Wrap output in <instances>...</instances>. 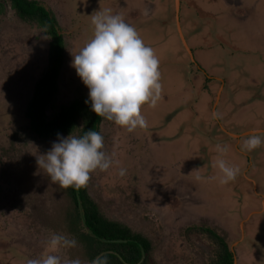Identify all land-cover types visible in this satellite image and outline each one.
I'll list each match as a JSON object with an SVG mask.
<instances>
[{"label":"rangeland","instance_id":"rangeland-1","mask_svg":"<svg viewBox=\"0 0 264 264\" xmlns=\"http://www.w3.org/2000/svg\"><path fill=\"white\" fill-rule=\"evenodd\" d=\"M40 1L53 10L60 32L66 35L67 62L58 95L60 103L66 104L83 87L84 91L87 89L71 61L72 53H78L93 37L92 16L104 9L118 14L119 6L126 5L128 0ZM140 1L144 2L137 0ZM181 2L188 7L192 4V0ZM165 3L166 0H159L161 11L143 16L131 25L159 59L162 99L147 121L164 125L173 120L170 131L163 135L181 133V138L163 141L161 135L149 136L142 129L138 132V128L130 133L103 118V150L113 164L106 171L97 169L90 174V194L107 216L152 240L153 264H210L216 243L203 231L189 230L191 226L209 227L224 236L235 248L236 264H264V146L247 152L242 149L243 141L227 143L228 152L223 158L229 165L239 167L240 173L225 185L218 178L209 179L220 175L218 168L213 167L218 153L211 152L216 145H223L211 143L214 139L209 133L215 127L206 120L211 115L208 101L194 89L196 80L190 77V69L183 66L188 51L179 35L177 20L169 15L177 11L176 1L173 5ZM259 3V14H264V0ZM210 5H214L212 9ZM200 6L203 9L192 8L195 12L193 19H188L190 29L184 28L190 43L196 41V36L197 41H209L217 26L225 34L238 16L245 26L237 31L253 33L258 41L264 38V16L251 15L249 8L235 16L226 0H202ZM226 21L230 23L228 28ZM156 31L160 32L157 41ZM172 36H177L176 44L171 43ZM51 41L44 30L21 21L10 9L0 18V264H27L29 259L56 254L48 246L52 232L73 239L68 227V221L73 220L71 200L36 163V155L46 153L57 139L44 142L34 138L25 115L35 83L49 66ZM165 48L172 49L175 55L182 49L184 57L165 58L161 54ZM210 54L203 52V60L196 55L198 63L207 66V59H215ZM223 72L226 71L220 74ZM196 79L200 81L199 77ZM202 93L206 95L205 90ZM229 111L231 115L232 110ZM52 113L50 110L49 114ZM244 117L245 123L264 125V110L258 106ZM150 123L148 127H152ZM206 140L209 145L200 147ZM120 168L126 170L123 176L119 175ZM197 176L201 179L197 180ZM230 210L236 214L244 212L245 232L241 227L239 230L238 223L234 229V214L230 215ZM80 248L64 249L59 254L89 262L78 251Z\"/></svg>","mask_w":264,"mask_h":264},{"label":"clouds","instance_id":"clouds-1","mask_svg":"<svg viewBox=\"0 0 264 264\" xmlns=\"http://www.w3.org/2000/svg\"><path fill=\"white\" fill-rule=\"evenodd\" d=\"M91 24L94 26L92 39L78 53H72L71 61L89 89L85 103L90 100L91 110L97 116L113 121L130 133L137 128L146 129L148 122L142 107L147 104L155 108L163 91L159 59L154 49L144 43L134 26L125 22L121 14H112L111 9L98 11L92 16ZM212 115L215 119L221 118L219 113ZM259 132L254 130L247 134L242 146L244 151L251 152L264 143ZM30 133L42 141L31 130ZM57 137L46 153L36 155V163L47 173L51 183L61 188L86 187L92 172L106 171L113 164L103 150L104 138L98 131L89 129L79 137L72 134L63 137L57 133ZM216 152L213 167L218 168L220 175L209 179L218 178L219 183L225 185L237 178L240 169L223 158L228 152L227 145H216ZM125 171L120 168L119 175L123 176ZM48 246L50 252L56 254L29 259L27 264H108L107 254H100L90 262L62 257L61 250L76 247L77 241L55 232L50 233ZM232 250L235 252V248Z\"/></svg>","mask_w":264,"mask_h":264},{"label":"trees","instance_id":"trees-1","mask_svg":"<svg viewBox=\"0 0 264 264\" xmlns=\"http://www.w3.org/2000/svg\"><path fill=\"white\" fill-rule=\"evenodd\" d=\"M13 11L23 22L37 25L51 37L49 66L37 80L27 107L30 130L44 142L72 134L83 136L89 129L101 133L103 117L91 110L89 93L79 90L76 98L61 104L58 98L60 81L66 66V35L53 10L40 0H0V18ZM53 113L50 115L49 111ZM71 200L73 211L68 221L69 232L77 241L78 251L90 262L100 254L108 255V264H153L152 240L128 224L107 216L91 196L89 184L76 189L63 188ZM210 235L215 241V257L210 264H236L235 253L224 236L202 226L188 227Z\"/></svg>","mask_w":264,"mask_h":264},{"label":"crops","instance_id":"crops-1","mask_svg":"<svg viewBox=\"0 0 264 264\" xmlns=\"http://www.w3.org/2000/svg\"><path fill=\"white\" fill-rule=\"evenodd\" d=\"M134 1L135 3L128 0V3L124 6L120 5L118 10V14H121L125 22L130 25L134 24L141 17L156 13V11L160 9L159 0H144V2H137V0ZM175 1V4H177V11L173 14L170 12L169 15L173 16V18L177 20V28L183 41V46L186 47L187 44L192 52H189L187 49L188 53L184 57V50L182 49L177 50L178 53L175 55V52H173L172 49L165 48L161 51V54L165 58L167 55L169 57H171V55H175L179 58L184 57L183 66L185 65L190 69V77L195 78L196 80V86L194 89L200 91L199 94L206 101H208L211 115L207 117L206 120L212 122L215 127L214 131L209 133L214 139L211 143L214 145L220 143L223 146L224 144L227 145V143L230 142H237L239 144L240 141L244 142V140L248 138L247 134L254 130H260L258 134H261V138L264 140V125L254 126L243 122V119L245 118L244 115L253 110V108L255 109L258 106L259 110H264V38H262V41H258L253 36V33H246V31L243 30L240 32L237 31V29H242V27L245 26L244 21H242L238 16L232 29L230 28L225 33V38H223V35L225 34L220 32V28L217 26L215 28L216 33L214 37H212L209 41L204 40L203 38L202 40L197 41L198 36H196V41L190 43L185 36L184 28L190 29L187 27L190 24L188 19H193L192 12L194 10L192 8H195V2L196 5H198L195 10L197 8L203 9V7L200 6L202 0H192V4H190L189 7L186 6L184 2H181V0ZM171 2L173 5L174 0H166L165 4H169ZM226 2L229 4V10H232L235 16L239 15L241 11L248 8L250 9L251 15L256 17L257 15L260 17L264 16V14H259L261 13L259 10L260 0H226ZM202 5L204 8L207 7V4L203 3ZM213 6L214 5H210V8L212 9ZM250 7L254 11H252ZM68 20L71 25L74 23L73 21H70V18ZM226 23L227 28L230 27V23L228 21H226ZM173 31L176 35L177 32L175 30ZM156 33L157 36L154 37L157 41L160 38V32L156 31ZM176 37L177 36L171 37V43L176 44ZM191 37H194V35ZM167 44H170L169 41ZM176 48L177 46H175L174 50ZM206 51H209L211 53L210 55L213 54L215 59H207L208 65L204 66L202 63H198L196 55L203 60V52ZM197 70L202 73L196 75L195 72H197ZM222 71L226 72L220 74ZM222 75H224V77ZM196 77H199L200 81L197 80ZM197 83L199 84L197 85ZM202 90L206 91V95L202 93ZM85 92L89 93L88 87L85 89ZM155 109L157 108H151L147 104L142 107V114L145 116L146 120L148 116L150 117L149 114L152 111H155ZM229 110H232L231 115ZM213 112L219 113L221 118L215 119L212 115ZM147 122L148 124L150 123V121ZM172 122L173 120H169L164 125H156L155 122H152L150 123L153 124L151 125L152 127L142 129V132H148L149 136L153 133L155 136L161 135L163 141H173L174 138H181V133L176 136L163 135L164 133L170 131ZM150 128L153 129L150 131ZM137 131L139 132L141 129L138 128ZM208 145V141L206 140V142H201L200 147L206 148ZM263 146L264 143L261 144L259 149H262ZM213 150L214 151L211 153H216V149L214 148ZM228 213L230 215L234 214V229L238 223L239 230L241 227V231L245 232L246 220L244 218V212L241 211L240 214H236L235 210L234 213H231L230 210ZM225 219L226 218H224V221ZM222 223L226 225L225 222Z\"/></svg>","mask_w":264,"mask_h":264},{"label":"water","instance_id":"water-1","mask_svg":"<svg viewBox=\"0 0 264 264\" xmlns=\"http://www.w3.org/2000/svg\"><path fill=\"white\" fill-rule=\"evenodd\" d=\"M186 47L188 48L187 44H186ZM188 50H189V48H188Z\"/></svg>","mask_w":264,"mask_h":264}]
</instances>
